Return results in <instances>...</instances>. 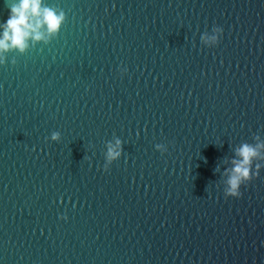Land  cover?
<instances>
[{
	"label": "water",
	"instance_id": "obj_1",
	"mask_svg": "<svg viewBox=\"0 0 264 264\" xmlns=\"http://www.w3.org/2000/svg\"><path fill=\"white\" fill-rule=\"evenodd\" d=\"M42 4L0 52V264H264V0Z\"/></svg>",
	"mask_w": 264,
	"mask_h": 264
},
{
	"label": "clouds",
	"instance_id": "obj_2",
	"mask_svg": "<svg viewBox=\"0 0 264 264\" xmlns=\"http://www.w3.org/2000/svg\"><path fill=\"white\" fill-rule=\"evenodd\" d=\"M63 18L62 12L58 14L55 9L44 6L42 0H16L9 7L8 16L0 24V29H2V32H0V52L12 47L23 51L27 46V39L29 37L33 40H40L42 38V34L38 30L42 25L46 26L49 34H54L58 32ZM212 31L214 35L202 38L211 40V46L215 47L219 42L223 29L220 26H214ZM0 62H2V57H0ZM56 136V133L52 134L53 139ZM120 145L119 139L116 140L115 145L111 143L108 145L107 158L109 161L120 155ZM260 147L261 145L259 144L255 147L242 144L236 150V154L240 159L233 161L231 175L227 181L228 187L224 192L226 197L238 198L241 195V185L258 174V169L261 165L256 164L255 171L252 170L251 159L258 155L257 149ZM58 218L67 220V216L64 214H60Z\"/></svg>",
	"mask_w": 264,
	"mask_h": 264
}]
</instances>
